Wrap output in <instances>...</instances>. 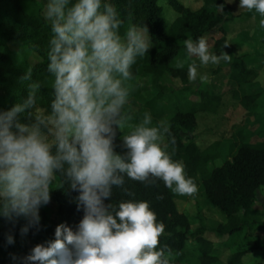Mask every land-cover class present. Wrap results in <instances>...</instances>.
<instances>
[{
    "label": "clouds",
    "instance_id": "clouds-1",
    "mask_svg": "<svg viewBox=\"0 0 264 264\" xmlns=\"http://www.w3.org/2000/svg\"><path fill=\"white\" fill-rule=\"evenodd\" d=\"M239 8L259 13L264 28V0H240ZM44 16L51 23L47 71L54 77V99L50 112L37 107L41 85L32 81L29 67L20 77L22 83L32 81L27 98L0 112V216L25 218L21 235L39 230L40 208L50 203L59 174L79 192L83 219L76 230L58 225L55 239L36 245L25 264H171L172 249L161 246L165 226L149 202L106 203L113 188L131 195L125 177L146 187L163 181L179 196L198 193L185 165L167 151L169 137L176 143L170 125L153 124L150 113L130 124L131 69L151 48L148 28L130 25L121 36L124 21L102 0H48ZM184 46L188 57H198L203 66L231 59L227 53H210L204 37L186 39ZM186 63L190 82L208 81L194 60L177 61L176 68ZM21 114L28 122H21ZM126 127L132 129L127 134ZM118 132L123 155L116 151ZM7 242L14 244V237Z\"/></svg>",
    "mask_w": 264,
    "mask_h": 264
},
{
    "label": "trees",
    "instance_id": "trees-1",
    "mask_svg": "<svg viewBox=\"0 0 264 264\" xmlns=\"http://www.w3.org/2000/svg\"><path fill=\"white\" fill-rule=\"evenodd\" d=\"M33 0H0V112L8 111L16 103L23 102L28 96V83L39 82L41 85L37 93V107L45 112L51 111L54 77L48 73L47 65L49 41L52 36L51 24L30 3ZM159 0H102L112 4L119 18L124 21L120 28L121 36L130 25L139 27L146 26L149 30L151 48L148 53L138 58L132 66L134 77L140 73L151 76L152 85L160 95L164 87L159 83L161 76L168 72L172 77L180 78L186 82L188 70L186 67L177 69L170 63L178 55L180 46L177 40L184 35H190L193 41H198L205 33L215 29L222 21L221 16L216 14L215 9H223L226 0H202L203 4L196 10L185 7L178 0H166L170 7L177 13V17L167 23L163 16ZM8 40H19L24 48L22 56L10 50ZM225 39L219 38L214 41L215 47L221 49ZM36 51L42 58L35 64H30L27 59L28 51ZM31 67L33 70L32 81L20 82V77ZM247 69L240 59H236L232 65L230 79L241 82L245 81ZM192 102L189 110L175 111L169 119L172 136L166 140L167 151L173 153V159L181 161L185 165L186 173L193 178L205 198L223 215L222 222L217 223L215 232L218 235L233 236L241 232L243 228L242 215L249 213L255 202L256 191L264 187V138L259 142H245L242 132L232 135L229 144V159L221 165L211 169L207 167L210 161L220 156V141H214L204 148L195 143L185 144L181 140L180 130L192 131L198 110H214L218 101L215 96ZM233 97L249 112L256 106L260 96L259 92L242 94L233 92ZM160 97H155L157 100ZM153 106V101H147L145 106ZM147 113L138 111L136 117H143ZM164 109L154 113L159 118L163 116ZM21 122H28L26 114L19 117ZM126 194L123 189L113 188L112 202L118 205L121 201H147L151 209L157 215V222L165 226V232L161 237V246L167 245L173 253H189L197 264H262L260 261L245 263L242 257L246 251L232 253L224 263L219 253L207 239L197 233H189L190 222L188 217L177 209L175 194L167 189L163 181H157L155 185L144 184L125 177ZM51 200L56 204V219L59 224H66L77 229L83 219V208L76 203L78 191L72 190L64 178L59 174L53 181ZM162 196L163 199H157ZM242 213V214H241ZM46 213L42 214L40 225L30 228L25 236H29L36 242L54 240L55 237L47 235L43 237V228ZM3 226L0 228V244L4 243L9 235L15 236L21 233V228L27 223L24 218L10 221L0 216ZM264 232V220L257 221ZM52 236V237H51ZM52 238V239H51ZM264 241V238H263ZM193 244V245H192ZM0 264H3L0 258Z\"/></svg>",
    "mask_w": 264,
    "mask_h": 264
},
{
    "label": "rangeland",
    "instance_id": "rangeland-1",
    "mask_svg": "<svg viewBox=\"0 0 264 264\" xmlns=\"http://www.w3.org/2000/svg\"><path fill=\"white\" fill-rule=\"evenodd\" d=\"M178 1L191 10H196L203 4L202 0ZM239 2L240 0H226L223 9H215L222 21L215 29L203 35L208 43L209 52L216 55L227 53L231 57L229 61L222 60L217 65L203 66L198 57L187 55L184 41L191 38L190 35L186 34L177 40L180 50L170 66L176 67L177 61L186 60L191 63L194 60L198 73L208 75L207 82L201 83L199 77L196 82H190L188 73L186 82H183L180 78L172 77L165 72L159 80L164 89L158 95V90L152 85L151 76L140 73L135 76L133 81L135 91L130 97V104L126 106L133 117L130 121L131 125L143 119V117L137 118L136 113L144 110L151 114L153 124L161 120L169 123L170 115L157 118L154 113L160 109L169 113H175L177 110L185 112L189 110L192 102L201 101V94L204 93L205 98L210 96L218 98V102L213 105L214 110L197 111L192 131L180 130L181 140L185 144L195 143L200 148H204L214 141H220V156L207 164L209 169L229 159L228 147L232 135L237 132H242L245 142H259L264 138V28L259 24L262 17L255 10L240 9ZM47 3L48 0H33L30 5L45 18ZM158 3L162 7L164 19L167 23H171L177 17V13L166 0H159ZM222 37L225 42L223 47L218 49L214 41ZM7 46L19 56L25 51L19 40H8ZM26 59L30 64H35L42 58L32 50L28 51ZM236 59H240L248 71L245 81L237 82L230 79L232 65ZM185 67L187 68V63ZM234 91H238L240 95L259 92L260 96L255 108L248 112L240 101L233 97ZM156 96L160 99L156 100ZM147 101H153V106H145ZM131 130V127H126L124 132L127 134ZM122 135L120 132L117 133L115 143L116 151L123 155L126 149L122 147ZM175 203L177 209L189 219V233H197L200 230L197 234L210 241L219 253L222 263L232 253L245 250L243 262L260 261L264 264V232L257 224V221L264 220V187L256 191L252 210L242 215L244 226L241 232L233 236L218 235L215 232L214 229L217 223L222 222L223 215L205 198L200 189L194 197L175 195ZM44 212L46 220L43 225L45 229L43 237L47 235L55 237V229L60 224L55 217L56 204L53 200L40 208V217ZM2 226L0 222V228ZM13 237L14 244H8L7 239L0 244V258L3 264H25L24 257L29 255L36 245L47 242L41 237L40 242H36L21 233ZM171 264H197V262L189 253L183 252L173 253Z\"/></svg>",
    "mask_w": 264,
    "mask_h": 264
},
{
    "label": "crops",
    "instance_id": "crops-1",
    "mask_svg": "<svg viewBox=\"0 0 264 264\" xmlns=\"http://www.w3.org/2000/svg\"><path fill=\"white\" fill-rule=\"evenodd\" d=\"M168 113H169L168 111L164 112L163 116H167V115L169 116L170 115L169 116V119H170V117H172L174 113H169V114Z\"/></svg>",
    "mask_w": 264,
    "mask_h": 264
}]
</instances>
